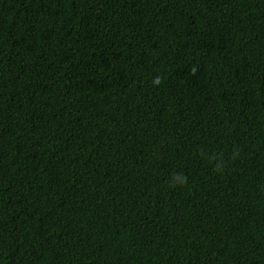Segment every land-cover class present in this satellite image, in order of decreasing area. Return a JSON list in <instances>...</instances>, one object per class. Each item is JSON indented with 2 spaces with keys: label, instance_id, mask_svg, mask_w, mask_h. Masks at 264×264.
<instances>
[{
  "label": "trees",
  "instance_id": "obj_1",
  "mask_svg": "<svg viewBox=\"0 0 264 264\" xmlns=\"http://www.w3.org/2000/svg\"><path fill=\"white\" fill-rule=\"evenodd\" d=\"M0 264H264V0H0Z\"/></svg>",
  "mask_w": 264,
  "mask_h": 264
}]
</instances>
